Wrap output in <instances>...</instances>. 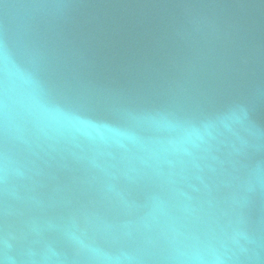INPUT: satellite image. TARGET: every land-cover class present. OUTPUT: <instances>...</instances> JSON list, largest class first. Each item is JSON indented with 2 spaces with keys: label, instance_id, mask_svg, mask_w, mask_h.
I'll use <instances>...</instances> for the list:
<instances>
[{
  "label": "water",
  "instance_id": "water-1",
  "mask_svg": "<svg viewBox=\"0 0 264 264\" xmlns=\"http://www.w3.org/2000/svg\"><path fill=\"white\" fill-rule=\"evenodd\" d=\"M0 264H264V0H0Z\"/></svg>",
  "mask_w": 264,
  "mask_h": 264
}]
</instances>
